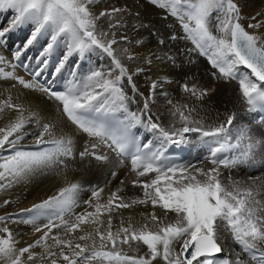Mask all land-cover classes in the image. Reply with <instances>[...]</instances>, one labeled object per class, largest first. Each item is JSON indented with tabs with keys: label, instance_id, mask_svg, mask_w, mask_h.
I'll return each instance as SVG.
<instances>
[{
	"label": "snow or ice",
	"instance_id": "6c2138e0",
	"mask_svg": "<svg viewBox=\"0 0 264 264\" xmlns=\"http://www.w3.org/2000/svg\"><path fill=\"white\" fill-rule=\"evenodd\" d=\"M151 3L164 9L166 16L179 20L198 53L207 56L213 80L227 82L239 78L241 102L249 111L264 110V33L255 32L264 27V20L257 19L261 14L251 17L256 23L247 25L254 30L250 32L241 22L243 5L234 0H151ZM95 5L96 0H0V11L10 9L14 13L10 25L0 29V38L21 25L32 26L29 38L12 54L11 60L0 56V78L42 94L41 103L45 105L42 111L50 112L53 117L33 131L30 125L39 124L41 110L12 103L10 99L0 104V120L4 121L0 125V153L7 154L0 157V192H9L37 172H56L62 177L61 185L46 199L22 208L15 216L12 213L0 215V264H214V258L223 252L225 231L231 233L240 255L225 260L224 264H264V177L222 183L221 166L233 168L241 162L218 156L231 147L227 139L209 146L211 166L205 168L165 164L161 153L152 151L151 140L141 145L132 132L133 127L143 124L156 134L163 148L164 142L179 143L189 132L219 137L234 126L236 113L228 114L223 123L205 131L196 105L188 107L177 102L169 109L172 116L178 115L179 128L165 127L158 119L153 120L148 115L147 98L139 114L130 111L128 105L133 100L126 89L133 94L138 92L134 76L144 69L138 65L130 68L127 62H135L138 53L121 43H133L128 35L122 32L117 39V31L126 29L127 18L138 19L139 13H133L129 5L103 10ZM44 36L47 42L38 57L37 69L31 73L35 82L26 81L16 74L17 62L29 46ZM158 42L164 44L162 39ZM141 43L142 40H135V44ZM96 51L107 57L108 66L98 65L88 74L79 73L80 58ZM74 56L77 59L68 73L71 79L64 88L56 87V78L63 79L68 62ZM143 59L152 63L149 57ZM20 66L27 67L26 64ZM155 87L156 82H153L151 88ZM182 90L188 94V99L201 102L214 91L195 82L191 86L183 84ZM5 110L11 112L6 120ZM80 134L93 141L79 153L81 159L90 156L107 161V150L117 163L120 159L130 161V172L137 177L131 182L132 186L143 190V199L124 202V198L117 195L121 189H117L101 204L104 187H96L91 191L94 199L84 201L93 210L73 213L82 186L73 182L67 173L76 171L68 165L75 162L74 138ZM231 135L229 133V138ZM26 138L35 139V150L23 148ZM235 139L248 149L257 143L250 129L243 126L236 128ZM150 173L155 175L144 181L139 179ZM111 175L115 177L117 173L113 171ZM149 203L153 208L159 206L164 210L165 217L168 213L174 214V222L152 231L148 230L147 223L134 230L130 223L123 226L121 220L120 227L113 232L112 217L108 215L107 230L101 231L99 225L104 221L100 217L104 212ZM10 204L9 199H0V207ZM49 210H59L55 214L59 223ZM23 214H31L27 222L34 225L33 235H40L18 247L19 241L9 222ZM46 215V223H37ZM63 215H69V219L64 220ZM160 220L155 212L151 213L152 222ZM89 223L97 227L92 231L82 227ZM53 229L62 230L63 235L60 232L53 235ZM77 230L83 234H76ZM70 234L76 235L67 238ZM49 240L53 243L48 244ZM130 240L140 241L147 247L144 255L129 256L118 250V245L129 244ZM37 248L43 250L36 251Z\"/></svg>",
	"mask_w": 264,
	"mask_h": 264
},
{
	"label": "bare ground",
	"instance_id": "6f19581e",
	"mask_svg": "<svg viewBox=\"0 0 264 264\" xmlns=\"http://www.w3.org/2000/svg\"><path fill=\"white\" fill-rule=\"evenodd\" d=\"M241 7L242 23L250 32L254 31L248 29L249 23H256L251 20V17L257 14L258 20H264V0H234ZM129 5L133 13L138 12V19H128L126 29H120L117 31V39L120 34L129 36V39L133 41L132 44L127 42H121L124 46L130 48V50L138 53L137 60L135 62H127L130 68L134 69L137 65L144 69L134 76V82L137 86L138 92L133 94L129 89L128 94L132 97L133 102L128 105L130 111H136L138 114L143 108L145 99L149 100V112L148 115L152 116L153 120L158 119L159 122L165 127H181V122L178 118L172 116L169 109L172 105L187 104L188 107L193 105L197 106L199 112V118L201 119V125L203 130L207 131L220 123H223L227 115L230 113H236L237 119L233 122V127L228 129L227 133L221 134L219 137L204 136L202 132H189L183 135L179 144L184 145L189 154L186 156L182 165H194L196 167L203 166L205 168L210 167L209 162L203 158L202 148L200 143L202 141H208L213 138H229L231 133V147L229 149L235 152V156H241V153L247 152V155L240 157L239 163L233 168H225L221 166V180L222 183H229L231 180L247 181L249 178L264 177V128L258 124L250 111H248L246 104L241 102L239 82L235 80L223 81L213 80L210 75L212 71L211 65L207 58L202 57L201 54L195 49L193 41L187 37V34L182 28L179 20L171 15H165V10L161 9L159 5L151 3V0H96L95 7L98 10H103L111 6H123ZM12 10L0 11V29L7 28L13 19ZM144 26L141 27L140 25ZM32 31L30 24H24L12 31L6 33L5 38H0V56H4L7 59H12V54L18 49L22 48ZM256 33H264V27L255 30ZM175 36V39H172ZM163 40L164 44H160L158 41ZM135 40H142L141 44H135ZM47 42V36L38 38L37 42H34L32 46H29L26 51L23 52L16 65V74L22 76L26 81H33L31 73L38 67V57L40 52ZM155 54V55H152ZM149 57L152 60L151 64L144 61L143 58ZM159 57V59H157ZM56 57H53V61ZM77 58L74 56L70 58L69 67L63 73V79L57 77L56 87L64 88L67 81L71 79L69 76L70 65ZM80 68L79 73L88 74L90 70L95 69L98 65L102 67L108 66L107 57L99 51L93 52L79 60ZM26 64L27 67L20 65ZM6 70H9L6 68ZM51 67L48 69L51 72ZM35 79H39L38 77ZM156 82V87L153 90L151 85ZM198 83L205 88H212L209 95L203 98V101H197L195 98L188 99V94L182 90V85L188 83L190 86L192 83ZM14 81H5L0 78V104L5 99H10L12 103L20 104L24 106L31 105L33 110H41V119L39 124L30 125L33 131L39 129L40 125L46 123L48 119H53L50 112H44L42 109L45 107L41 103L42 94L38 92L26 89L23 85L15 83V87H12ZM64 83V84H61ZM141 93L143 95H141ZM171 100L172 104H169ZM6 114L4 120L11 115V112L5 110ZM187 114V113H185ZM27 115V113H25ZM4 121L0 120V125ZM246 127L250 129V134L256 139L257 143L252 148H246L244 143H238L235 139L236 128ZM140 131L151 141H155L161 144V141L157 138L156 134L150 131L143 124L139 125ZM57 133V137H59ZM48 138L47 136L45 137ZM93 141L85 134H80L74 138L73 152L75 153V162L69 163V168H75V172H68L67 175L73 178V182H78L82 186L78 193L76 206L73 208V213H79L85 209L92 211L88 205L84 203L85 200L94 199L91 197L92 189L96 187H104V192L101 193V204L106 202L107 196L110 192H116L117 189H121L117 193L119 197L124 198V202H130L132 199H143V190L140 187H133L132 181L136 179L135 173L130 172V161L128 159H120L119 163L116 162L115 156L105 150V154L108 155L107 161H98L93 157L85 156L81 159L79 153L86 147H90ZM168 144H174L171 142H164V146ZM163 146V147H164ZM44 147V146H40ZM47 147H52L48 145ZM23 148L25 150H35L37 145L34 138H26ZM6 153H0V157L6 156ZM115 171L117 175L113 177L111 173ZM155 174L150 173L149 176L139 177L141 181L150 179ZM124 181L121 184V181ZM62 177L56 172H45L40 174L37 172L29 181L20 183L13 187L9 192H0V199L7 198L11 201L9 206L0 207V215L5 213H12L14 216L20 213L22 208L31 207L33 203L39 202L42 199H46L49 195L55 193L56 188L61 185ZM105 185H107L105 187ZM119 201H116L118 203ZM52 214V218L56 220V212L59 210H49ZM161 218L160 222L154 223L151 221V213ZM31 214H23L22 216L9 222V227L13 231V235L16 236L19 241V246H25V242L33 241L40 234L33 235L34 225L28 223L27 219ZM112 217V231L115 232L121 225L123 220V226L127 227L129 223L134 230H139L145 223L148 225V230L155 231L158 226H163L170 222H174V214L168 213L165 217L164 210L157 206L153 208L149 204H135L130 208H119L111 213L104 212L100 219L104 221L99 225L101 231L107 230L106 221L107 216ZM64 220L69 219V215H63ZM48 220V216L41 217L37 223L43 224ZM88 231L94 230L97 225H84L82 226ZM62 230L53 229V235ZM76 234H83L82 231L77 230ZM70 234L67 238H72ZM48 244L53 242L49 240ZM83 243V242H81ZM97 244H99V238L97 237ZM118 250H122L124 254L132 256H142L147 251V247L140 241H129V244L118 245ZM223 252L233 258L240 255L239 248L236 241L232 239L230 232L225 231L223 234V243L221 244ZM43 249L37 248L36 251H42ZM105 263V262H104ZM95 264V263H94ZM155 264V262H154Z\"/></svg>",
	"mask_w": 264,
	"mask_h": 264
},
{
	"label": "rangeland",
	"instance_id": "374dc122",
	"mask_svg": "<svg viewBox=\"0 0 264 264\" xmlns=\"http://www.w3.org/2000/svg\"><path fill=\"white\" fill-rule=\"evenodd\" d=\"M61 84H64V83H61ZM95 262H93V264H94ZM104 264H107V262H105Z\"/></svg>",
	"mask_w": 264,
	"mask_h": 264
}]
</instances>
